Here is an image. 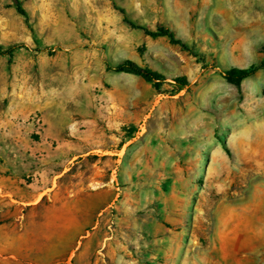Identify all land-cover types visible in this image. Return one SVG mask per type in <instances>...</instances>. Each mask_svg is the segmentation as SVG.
Here are the masks:
<instances>
[{"label":"rangeland","instance_id":"obj_1","mask_svg":"<svg viewBox=\"0 0 264 264\" xmlns=\"http://www.w3.org/2000/svg\"><path fill=\"white\" fill-rule=\"evenodd\" d=\"M20 2L26 15L15 0H0V46H24L12 58L0 56V138L21 130L42 141L66 130V122L44 118H68L74 131L64 135L77 153L128 152L122 170L137 156L138 169L124 170L134 180L132 197L107 210L102 223L127 229L119 237L125 244L132 239L139 264L149 263L152 248L146 218L154 217L164 196L188 198L193 226L202 193L207 210L201 225L207 230L214 226L212 204L226 214V204L264 200V65L243 80L241 91L221 74L264 62V0ZM121 10L137 26L170 29L203 61L167 38L132 27ZM126 60L162 74L167 83L157 89L137 74L109 68ZM177 78L189 82L178 94L168 84ZM19 118H30L26 123L32 125ZM10 157L12 179L6 192L0 190V264H61L90 220L67 217L65 179L59 191L47 190L37 203H19L38 190L29 187L32 177L19 182L14 176L29 174L38 159H28L25 171L18 168L19 156ZM163 158L166 167L155 163ZM233 214L239 222L238 211ZM98 249L85 264L119 263ZM260 256L251 264H264V252Z\"/></svg>","mask_w":264,"mask_h":264},{"label":"crops","instance_id":"obj_2","mask_svg":"<svg viewBox=\"0 0 264 264\" xmlns=\"http://www.w3.org/2000/svg\"><path fill=\"white\" fill-rule=\"evenodd\" d=\"M19 119L24 121L25 126L32 125L26 123L30 118ZM67 120L68 118H44V122H66V126H63L66 130L52 136H41L42 141L30 139L28 131L9 130L1 134L0 156L3 157L0 160V190L6 192L7 183L12 179L10 165L14 167L15 163H12L13 158L11 162L10 156H19L18 168L25 171L30 165H27L28 159H38L34 166H30L29 174L14 176L19 182L25 177H32L33 183L29 187L38 190L19 203H37L39 196L45 197L48 194L47 190L55 192L60 189L59 182L65 179L67 217L73 220H90L80 234L83 239L76 243L67 260L61 264H69L72 259V264H85V258H88L95 245H98V250L105 257L113 258L118 264H139L134 251L130 249L132 239L125 244L119 237L123 232L127 233V229L110 226V230L106 223H102V216L108 213L107 210L123 200L129 202L128 199L132 197L134 180L128 172L138 169L137 156H131L124 169L128 172H124V157L128 152L124 156L121 154L122 150L88 149L77 153L74 142L65 137L70 129L74 131V121L68 123ZM49 138L53 142L57 140V145L53 146ZM135 141L134 138L125 145L128 146L127 151ZM88 159L92 161L87 162ZM155 163L166 167L165 158ZM81 168H85L83 172H80ZM42 181L50 185L41 187ZM188 201V198L177 195L168 198L164 196V200L155 209L154 217L146 218L149 221L144 225L148 226L149 233L145 231L144 234L152 238L148 264H251L252 260H262L260 255L264 252V200L243 202L238 207L226 204V214L220 209V205L212 204V216L216 221H211L214 226L209 230L203 229L201 225L205 221L203 213L207 210L206 197L201 193L193 207V226L188 222L191 217ZM235 211L242 217L237 223L233 217ZM130 232L133 234L131 230Z\"/></svg>","mask_w":264,"mask_h":264},{"label":"trees","instance_id":"obj_3","mask_svg":"<svg viewBox=\"0 0 264 264\" xmlns=\"http://www.w3.org/2000/svg\"><path fill=\"white\" fill-rule=\"evenodd\" d=\"M15 3H16V7H17L18 11L21 14L26 15L25 11L21 5L20 0H15ZM121 13L125 16L126 22L129 25H131L132 27L143 29L145 31V33L147 35L151 36L152 38H160V37L167 38L170 40L171 43L181 46L183 49L189 51L195 57H198L200 59V61H203V59L200 58L198 53H196L191 46L184 43L182 40L178 39L176 37L175 33L173 31H171L170 29L160 28L156 31H150V30L145 29L143 27L137 26L134 22H132L127 17L124 10H121ZM20 48H24V46L23 45H15V46L8 47V48H4V47L0 46V56H9L10 58H12L13 53ZM263 65H264V62H261L258 65H252L248 69L222 71L221 74L225 79H227V81H229L230 83L236 84L239 87V90L241 91V83L243 82V80H245V79L253 76L254 74H256L259 70L262 69ZM109 68L113 69L117 72L126 71V72H131V73L137 74V75L143 77L144 79H146L149 83H152L157 89H161L162 85L167 83L165 77L162 74L155 72V71L148 69V68H146V69L140 68L133 61H130V60H126V61L119 63L115 66H109ZM168 84H170L171 86L176 88V90H175L176 94L187 89L189 86V82L186 78H177ZM224 146H225V148H227L226 144H224ZM226 150L228 151V149H226Z\"/></svg>","mask_w":264,"mask_h":264}]
</instances>
